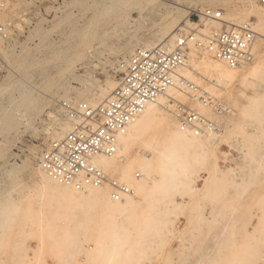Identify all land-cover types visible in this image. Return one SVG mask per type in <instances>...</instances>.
Masks as SVG:
<instances>
[{"label": "rangeland", "instance_id": "1", "mask_svg": "<svg viewBox=\"0 0 264 264\" xmlns=\"http://www.w3.org/2000/svg\"><path fill=\"white\" fill-rule=\"evenodd\" d=\"M109 1L7 0L4 17L12 26L8 38L0 40V116L11 117L0 121V264H264V99L257 95L264 71L250 73L264 59V37L258 34L253 60L234 69L228 85L216 86L208 72L191 69L194 79L189 80H197L228 112L217 114L193 97H178L182 109L199 111L216 123L213 135L188 134V142L175 151L169 135L178 128L182 110L174 103L134 138L119 168L104 169L131 189L146 174L141 180L145 189L126 196L134 199L132 205L125 204L126 197L111 199L108 185L102 188L107 195L98 200L49 196L36 159L56 140L55 131L66 126L57 100L92 102L91 93L80 98L79 90L103 85L106 95L95 104L103 101L121 75L120 60L139 46H153L165 28L190 26L192 8L219 7L224 14L241 16L251 7L264 9L258 0H252L254 7L247 0H153L144 4L136 23L121 12L109 22L105 14L100 24L98 16ZM249 19L257 21L253 15ZM89 22L93 40L75 55L81 29ZM190 56L200 65L217 62L193 45L187 64ZM22 89L31 106H19ZM252 97L258 99V113L248 107ZM8 121L13 126H5ZM165 166L174 171H164Z\"/></svg>", "mask_w": 264, "mask_h": 264}, {"label": "built area", "instance_id": "2", "mask_svg": "<svg viewBox=\"0 0 264 264\" xmlns=\"http://www.w3.org/2000/svg\"><path fill=\"white\" fill-rule=\"evenodd\" d=\"M258 2L264 3V0ZM6 8L7 0H0V40L8 38L12 26V21L3 17ZM223 14L219 7L192 8L187 15L190 26L178 27L172 40L135 48L126 59L115 88L103 102L57 100L67 128L61 138L51 141L39 153L37 166L57 183L78 191L108 185L113 200L132 193L127 184L112 178L95 159L116 152L119 136L147 104L175 89L217 114L229 111L226 104L181 75L190 44L231 69L242 68L253 60L257 33L252 22L231 25ZM211 22L220 26L212 27ZM171 99L182 110L177 113L181 130L199 136L217 131L216 123L203 113L182 109L178 99Z\"/></svg>", "mask_w": 264, "mask_h": 264}, {"label": "bare ground", "instance_id": "3", "mask_svg": "<svg viewBox=\"0 0 264 264\" xmlns=\"http://www.w3.org/2000/svg\"><path fill=\"white\" fill-rule=\"evenodd\" d=\"M153 0H110L109 3H108V8L103 11L98 17L101 16V18L99 19V23L101 24L102 22L104 23L103 19H105L104 17L105 14L107 15L108 17V22L111 21L112 19L114 18H117L121 12H125V14H127V18L128 20L133 23H136V20H138V18L140 19L141 16H142V13H143V9H144V4L148 5L149 3H151ZM248 3L247 5L249 6H252L254 7V3H252L253 1L252 0H247ZM156 2V1H154ZM150 5V4H149ZM146 8V7H145ZM252 8V7H251ZM250 8V11H246L244 12V14L241 16V15H237V14H231V15H227V14H223V18L228 22L230 23L231 25H236L238 26L241 22H243V20L246 21V19H248L250 16H255L257 21L255 23H253V21H250L252 22V25H253V29H255V32L258 34V35H261L264 37V9L263 10H255L256 11H252ZM254 9V8H252ZM258 9V8H257ZM5 13H7V8L5 10ZM4 13L3 17L6 16V14ZM238 13V12H237ZM133 14H136V16H134ZM252 14V15H251ZM163 15V14H162ZM250 15V16H249ZM5 18V17H4ZM169 19V18H168ZM130 22H129V25H130ZM166 22V21H165ZM90 24H88L87 27H84L83 30L81 29L82 33L80 34L81 38L78 42V44L76 45V47L74 48V54L76 55H80L81 54V48H84V47H87L91 41V39L93 40V37H92V31H91V27L93 25L92 22H89ZM98 23V24H99ZM163 25H166V24H163ZM170 25V24H169ZM168 25V26H169ZM214 27L218 28L220 26L219 23L217 22H214ZM161 26V25H160ZM94 27V26H93ZM165 27V26H164ZM162 27V30L163 28ZM178 29V26L177 27H173L171 29H168V28H165L164 30V34H163V37L159 39L158 42H156L154 45H158V44H163L167 41H170L173 39L174 35H175V32L177 31ZM161 30V29H160ZM71 34V33H70ZM78 35V34H77ZM167 38V39H166ZM166 39V41H165ZM151 44H146L145 47H151L150 46ZM191 45V44H190ZM144 47V46H143ZM90 48V46H89ZM67 49V48H66ZM85 49V48H84ZM131 50V47H128L127 49V52L129 53V51ZM68 51V50H67ZM126 52V53H127ZM73 54V55H74ZM27 55V54H26ZM74 57H77L75 56ZM192 55V54H191ZM71 56H72V53H71ZM74 57L72 56V59H74ZM191 57V56H190ZM262 57V56H261ZM55 58V57H54ZM68 59H70L69 57H67ZM188 58H189V55H188ZM25 59V58H24ZM71 59V60H72ZM52 60V59H51ZM69 60V61H71ZM195 59H193V56L191 57L190 59V62L187 64L188 62V59L186 58V62H185V66L184 68L182 69L181 71V75L185 78H193V76L191 75V69H195V71L197 70L198 72L201 71L203 73H207L208 72V75H209V78L212 77L211 79V82L212 84L216 85V86H220V87H223L225 85H228L230 82L233 81V78H235L236 76V71L234 69H231V68H228V67H224L223 66V63L218 61L217 62H207V63H202L200 65V63H197V61L195 62L194 61ZM55 61V60H54ZM67 61V60H66ZM201 61V60H200ZM259 61V60H258ZM257 61V62H258ZM126 62V58L124 59H121L120 62H119V68L122 70L123 69V66ZM260 62V61H259ZM18 63V62H17ZM30 64V63H29ZM26 65V64H25ZM26 67V66H25ZM69 67V66H68ZM189 67V68H188ZM252 69L250 70V73L253 72V71H264V59H262V61L256 65H254V67L252 66L251 67ZM200 72V73H201ZM248 73V74H250ZM264 73V72H263ZM205 75V74H204ZM192 76V77H191ZM207 77V75H206ZM263 87L261 89H258L257 90V95L259 96V98L261 99H264V74H263ZM9 80V79H8ZM7 80V81H8ZM209 80V79H208ZM9 82V81H8ZM25 82V81H24ZM197 82V80H196ZM195 82V83H196ZM14 83V82H13ZM8 84V83H7ZM10 84V83H9ZM5 86V84H3ZM197 85V84H196ZM2 87V85H0ZM0 87V92L2 90V88ZM16 87V86H15ZM5 88V87H4ZM9 88V87H8ZM15 89V88H14ZM11 90V88H10ZM13 90V89H12ZM23 90V89H22ZM106 90H108V86L105 87V86H101V85H95V86H87V87H83L81 88L78 92L80 94V96L84 93V92H88V94H92V98H93V101L90 102L91 104H95V102L97 101H100V99H102V97H104V95H106ZM3 91V90H2ZM15 91V90H14ZM18 91V89L16 90ZM11 92V91H10ZM23 92V93H22ZM20 93L21 94V98L18 96V99L20 98V100H18V104L19 106H23V107H28L31 103V101L28 99V97H22V95L24 94V90ZM26 93V92H25ZM82 93V94H81ZM108 93V91H107ZM54 94V93H53ZM25 95V94H24ZM184 94L180 93L178 90H175V89H169L167 91V93L165 95H162L160 97H158L154 102L152 103H149L147 104L143 110H141V112L137 115V117L130 123L128 129L126 130V132L122 135L119 136V141H118V145H117V150L116 152L111 155V156H99L95 159V162L101 166L103 169L105 170H115L117 168L120 167V162H122L124 159H126L128 157V154H129V151H130V146L132 144V141L134 140V138L138 137L144 130H146L159 116H160V111L162 110V108H170L171 106H173V103H172V99L171 98H182L183 96H181ZM27 96V95H26ZM80 96H77L76 99H78ZM10 97V100H12V94L9 96ZM108 97V96H107ZM179 97V98H178ZM15 98V97H14ZM74 98V97H73ZM82 98V96L80 97ZM106 99V98H105ZM104 99V100H105ZM17 100V99H16ZM15 100V101H16ZM65 100H71V99H65ZM103 100V101H104ZM197 100V99H195ZM14 101V100H13ZM12 101V102H13ZM14 101V102H15ZM74 101V100H72ZM85 101H88V100H85ZM101 101V102H103ZM43 102V101H42ZM89 102V101H88ZM99 102V103H101ZM98 103V104H99ZM202 104V103H200ZM248 104V107L252 106L254 107L253 108V111L252 112H256L258 113L259 111V107H258V99H256L255 97H252L249 99V102L247 103ZM17 105V104H16ZM14 106H15V103H14ZM13 106V107H14ZM31 106V105H30ZM202 106H205L204 104H202ZM247 106V105H246ZM16 107V106H15ZM20 108V107H18ZM246 108V107H245ZM27 109V108H26ZM248 109V108H247ZM23 110H25V108H23ZM252 110V108L250 109ZM20 111V110H19ZM170 112H172V110H169ZM3 112V111H2ZM248 113H250L249 111H247ZM15 113V112H14ZM246 113V112H245ZM256 113V114H257ZM17 114V113H16ZM247 115H250V114H247ZM6 115H3L2 117H4ZM9 116V115H8ZM13 116V115H12ZM11 117V115H10ZM10 117H7L5 118L6 120L10 119ZM14 117V116H13ZM13 117L11 119H13ZM0 121L1 123H4V120L5 119H2L1 116H0ZM13 121V120H12ZM15 121V119H14ZM13 123L14 122H11V121H8L6 122L7 125L5 126H13ZM16 123V122H15ZM171 124V123H170ZM4 125V124H3ZM16 126V125H15ZM14 126V127H15ZM173 126V125H172ZM4 127V126H2ZM171 127V126H170ZM177 127L178 128H174V130L170 133L169 137H170V140H172V145L175 147V151H177L176 148H178L179 145H183L185 143L188 142L189 140V137H188V134H192L190 133L189 131L187 130H181L180 127L178 126L177 124ZM8 128V127H7ZM65 128V131H66V128H67V124L66 126L64 127ZM64 128H61L56 132V138L54 139H58L61 137V135L63 134L62 132L64 131ZM3 131H4V128H2ZM9 129V128H8ZM26 129V128H25ZM171 129V128H170ZM14 130V129H13ZM2 131V134L3 133H6V132H3ZM14 132V131H13ZM12 132V133H13ZM65 133V132H64ZM215 132H211V133H208V134H205L206 136H211L213 135ZM4 135V134H3ZM10 135V134H9ZM64 135V134H63ZM194 135V134H192ZM196 136H199V135H196ZM4 140V139H3ZM1 140V142L3 141ZM5 141V140H4ZM54 141V140H53ZM4 143V142H3ZM2 143V144H3ZM6 143V142H5ZM9 143V142H8ZM171 143V142H170ZM1 144V143H0ZM4 145V144H3ZM4 149V147H3ZM1 156V154H0ZM3 156V155H2ZM176 161L178 162H182L181 161V157L178 156V155H175L174 157ZM130 160V159H129ZM178 162H177V165H178ZM13 165L14 163L11 164V167L7 170V173L8 174H11L12 171H13ZM38 177L39 179L41 180L42 184L45 186V188L48 189V193H49V196H51V194L53 195H58L60 196L61 198H68V197H78V198H92V199H97V198H100L101 196H104L106 194V192L102 191V188H103V185L101 186H98V187H89L87 188L86 190L84 191H78V190H75L73 189L72 187L68 186V185H62V184H59L57 183L56 181H54L53 179H51L47 174L44 173V171L38 166ZM166 168V166H165ZM6 171V170H5ZM164 171H167V172H173L174 171V166L170 167V168H166L164 169ZM125 174L128 173L129 174V170H126V172H124ZM122 175V173H121ZM127 176V175H126ZM128 177V176H127ZM146 179V174L143 173L142 174V177L137 180L135 183H134V186H133V189L132 190V193L128 194V195H122L121 197H126V196H129L131 194H134L135 192L137 193H140V191L144 190L145 187L143 186L144 184V181H141V180H145ZM126 182V181H125ZM106 191V190H105ZM107 195V194H106ZM57 196V197H58ZM56 198V197H55ZM98 200V199H97ZM2 201V200H1ZM7 202V201H6ZM134 199L131 198V197H126V201H125V204L127 206L129 205H132L133 204ZM7 205V204H6ZM3 206V204H2ZM7 213V212H6ZM5 222V220H4ZM1 225V224H0ZM236 261V260H234ZM239 261V260H238ZM239 263V262H238ZM244 263V262H243Z\"/></svg>", "mask_w": 264, "mask_h": 264}]
</instances>
